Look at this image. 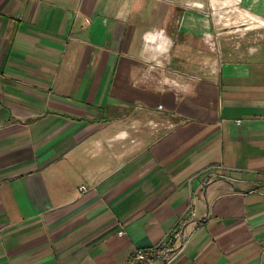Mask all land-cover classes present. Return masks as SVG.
<instances>
[{
    "label": "crops",
    "instance_id": "0c3cea01",
    "mask_svg": "<svg viewBox=\"0 0 264 264\" xmlns=\"http://www.w3.org/2000/svg\"><path fill=\"white\" fill-rule=\"evenodd\" d=\"M224 1L245 27L217 0H0V264H123L184 217L167 264H264V0Z\"/></svg>",
    "mask_w": 264,
    "mask_h": 264
},
{
    "label": "built area",
    "instance_id": "2783aa9c",
    "mask_svg": "<svg viewBox=\"0 0 264 264\" xmlns=\"http://www.w3.org/2000/svg\"><path fill=\"white\" fill-rule=\"evenodd\" d=\"M229 5L232 6L231 8L232 10L231 9L230 10L237 11L238 15L241 10L244 12L248 11L247 9H243V8L237 9L234 5L231 4ZM212 13H214V11H211V14ZM217 15L221 17V15L218 12ZM238 17H239L238 19L239 22L240 23L242 22L241 24L238 25H246L245 24L246 21L242 20L240 16ZM220 22H221L220 18H217L214 24L218 25ZM256 27L257 28L264 27L263 18L261 25H257ZM207 36H208L207 41L210 47V51L215 54V58L209 63L205 61L204 65L205 66L208 65L209 67L211 66L215 67L221 61V57H222L220 43L217 39V35L211 34ZM161 84L166 87H171L175 91L184 90L187 86L186 82H180L177 81L175 78H168V77H163ZM158 108H162V104H159ZM168 126H172V124ZM80 189H84V187L82 186ZM187 213H189L190 216L194 215V211L191 205L188 206ZM185 219L186 218L184 217L178 222L177 228L173 230L167 242H158L154 245H151L148 248H140V247L135 248L126 255L123 264H139V263L152 264L155 260H158L161 264H167L170 261H172L179 253H181L184 246L190 239V234L186 233L185 231V221H186Z\"/></svg>",
    "mask_w": 264,
    "mask_h": 264
},
{
    "label": "rangeland",
    "instance_id": "374dc122",
    "mask_svg": "<svg viewBox=\"0 0 264 264\" xmlns=\"http://www.w3.org/2000/svg\"><path fill=\"white\" fill-rule=\"evenodd\" d=\"M219 3L215 6V9L210 10L214 11L213 16L217 19L220 18V23L218 24L217 28L220 31H224L226 29H232V28H237V27H243L245 25H238L241 24L239 22V15L237 14V11H231L232 6H230L227 2H225L224 0H217ZM226 5V6H225ZM231 9V10H230ZM234 10V9H233ZM217 12L221 15V17L219 15H217ZM224 12V13H222ZM235 20V21H234ZM223 22V23H222ZM225 22H227V24H225ZM240 31V30H239ZM238 33V32H236ZM154 60H150V63H153ZM167 76H169L170 78L172 77H177L175 76L171 71L170 74L167 73ZM177 79V78H176ZM178 81V80H177Z\"/></svg>",
    "mask_w": 264,
    "mask_h": 264
},
{
    "label": "bare ground",
    "instance_id": "6f19581e",
    "mask_svg": "<svg viewBox=\"0 0 264 264\" xmlns=\"http://www.w3.org/2000/svg\"><path fill=\"white\" fill-rule=\"evenodd\" d=\"M248 15V14H247ZM253 15V14H252ZM246 18H248V17H246ZM257 18V17H256ZM259 18V17H258ZM253 19V18H252ZM247 21H248V19H247ZM251 23V22H250ZM254 23H255V21H254ZM255 25V24H254Z\"/></svg>",
    "mask_w": 264,
    "mask_h": 264
}]
</instances>
